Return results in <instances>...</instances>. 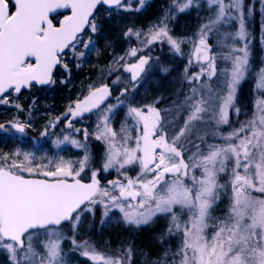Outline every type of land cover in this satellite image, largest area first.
<instances>
[{
  "label": "snow or ice",
  "instance_id": "1",
  "mask_svg": "<svg viewBox=\"0 0 264 264\" xmlns=\"http://www.w3.org/2000/svg\"><path fill=\"white\" fill-rule=\"evenodd\" d=\"M203 3L208 16L194 39L174 38L169 23L199 9L201 0H172L158 22L128 28L129 47L106 72L129 74L119 94L113 96L102 80L90 84L63 117L48 122L41 135L63 119L68 134L56 144L82 149V158L58 155L41 162L35 150L0 152V252L9 264H69L66 243L89 264H133L131 246L104 253L89 240H77L82 218L94 217L97 209L101 225L114 212L137 228L168 217L165 236L176 246L164 248L152 264H264V68L244 119L237 104L239 86L251 71L249 19L256 5L254 0ZM101 5L138 12L145 0H135V7L133 0H0V105L12 103L23 111L10 97L34 84L55 83L57 66L67 69L65 56L84 57L94 44L88 33L98 32ZM259 12L264 17V0ZM210 37H216L215 48ZM154 44H167L178 57H184L182 45H191L183 70L187 91L163 116L159 100L129 102L154 59L149 54ZM111 83H121L120 75ZM86 114L95 117L91 131L76 126ZM26 127L30 121H12L0 124V131L24 135ZM90 138L104 148L98 168L92 166ZM221 202L223 214L216 216Z\"/></svg>",
  "mask_w": 264,
  "mask_h": 264
},
{
  "label": "rangeland",
  "instance_id": "2",
  "mask_svg": "<svg viewBox=\"0 0 264 264\" xmlns=\"http://www.w3.org/2000/svg\"><path fill=\"white\" fill-rule=\"evenodd\" d=\"M171 3L172 0H145V6L138 12L125 11L122 9H116L109 12L100 10L96 15L98 32L96 34H92L90 32L88 33V36L91 37V39L94 41V44L88 51H86L85 56L89 55L92 61L91 64H87V67L83 69L84 72L90 71L92 75L89 79H84L83 82H81V85L77 84L76 92L67 96V104L64 106H59L58 112L64 114L68 106L72 104V102L75 101L78 96L84 94V90L88 85L96 84L101 80L103 82L105 81L104 83H107L108 80L116 74V72H113L111 75H107L106 72L108 67L112 65L114 58L124 55L129 47V42L124 36L125 31L128 28L146 29L149 25L158 22L159 18L163 15L165 10L169 9ZM254 3L256 5V8L259 9V0H254ZM135 6V0H133V7ZM207 16L208 12L206 11L203 0H201V7L199 9L193 8L188 12L176 15L175 19L169 23L170 34L173 35L174 38L178 39H194L200 25L205 22ZM254 17L255 13L249 19V30L251 33H253L252 28L254 25ZM111 26H115L116 30L119 32L116 38L115 45L109 43L110 37H113L110 32L112 31ZM258 33V36H260L261 38V42L259 44L260 53H256L254 56V60H252V52L255 48V35L252 34V40L250 44L251 71L239 86L237 95V104L241 107V112L244 108V113H250L252 111L253 102L258 96L257 90L255 88L256 77L260 69L264 68V42H262L264 33H262L261 28L259 29ZM87 38L88 37L86 36L85 39ZM215 39L216 37L209 38V43L212 44L214 48ZM132 46H136L135 41L132 42ZM152 47L153 50L149 54L154 59L149 62V66H146L145 74L142 75L139 86L136 88L135 92L129 93V102L134 100L136 104H144L153 103L154 101L159 100V103L156 104V107L161 109V114L163 116L165 115L164 110L172 108L173 102L182 99L181 93L187 91V85L184 80V68L183 70H180L176 66H174V63H169V57H173L174 59L178 60H185L186 62L187 54L191 50V45L189 44L181 46L184 57H178L174 55L172 51H170V48L167 44H154ZM107 50L108 55L104 54V51ZM85 56L80 58L79 60L74 59L72 55H68L64 58L63 63L67 65V69L61 67L62 69H60V73L52 87L53 90L58 91V89L60 87L63 88L64 85L72 86L74 84L73 76L71 71L69 70V66H71V63H74L75 61L80 64H84ZM155 58H159V63L156 62ZM182 65L184 67V63ZM162 66L169 68V72L166 74L163 73L161 71ZM113 67H118V65H113ZM117 74L120 75L119 73ZM123 74L128 75V73ZM121 78L122 76L120 75V79ZM243 85L248 88L246 92L248 93L250 91V95L253 96V98L252 96L249 97L251 99L248 98V100L250 101L248 102L247 100V104L245 102L241 104L239 101L240 88ZM111 86L114 88L116 95H118L119 93L117 90L122 88L124 85L121 83L113 85L111 83ZM68 92L69 91H67V93ZM38 95L39 92L37 90L33 89L30 91V95H28L27 100H25L28 101V107H26L23 111L18 110L12 103L8 105H0V124H4V122H6L5 119L7 117L5 116H7L8 113L12 114L14 117H12L13 119H10V121H8L6 124L12 121H20L27 125V122H31V127H26L27 131L24 135L14 132L11 128H8L6 131H0V152L11 153L16 149L29 152L35 150V154L37 155V157H39V160L41 162L45 158L55 159L58 155L62 156L64 159H71L73 161L82 158V149H77L74 146L66 143L57 145L56 141L58 138H60L59 136L48 135L47 138H42L41 133L43 132L45 126L49 121L55 120L59 113L55 115L54 113L51 114L50 111L47 112V106H45L43 102L37 104L36 97ZM50 95L51 93L49 94V96ZM42 99H44V95L42 96ZM33 102L36 103L37 106H32L31 103ZM18 103L23 108L22 102ZM113 103H115V101H113ZM15 110L19 115L24 114L26 119L20 120V117H15ZM123 116L124 109L121 108L117 111L114 125L118 126L120 121L123 119ZM41 118L44 119L41 120ZM241 118H245L244 114L242 113ZM94 121L95 117L92 118L89 125L82 124L81 128H89V131H91L90 126L94 125ZM74 138L81 139L79 135H75ZM92 142L93 139L90 138L87 141V145ZM103 151V145L98 141H94L93 152H91L90 149V153L93 158L92 166L94 168L99 167ZM108 178L112 179L115 177L113 175H109ZM224 208L225 203L221 202L214 215H222ZM168 223L169 218L166 216H161L154 218L153 221L149 225H147L148 227L140 226L139 228H137L135 226L126 225L121 222L119 214L114 212L110 213L109 219L106 220L103 225H101V210L97 209L94 217L92 215L85 214V216L82 218V224L81 226H79L76 232V238L78 241H91L97 249L104 253H112L118 249L122 250L131 246L133 248V264H152V261L148 263L146 260V258H149V254H146L140 259L138 258V256L136 255V251H134L135 249L132 245V242H130L128 239V236L132 231L134 232L144 227L157 228L156 231L162 229L163 236L158 239V242L161 244L162 239L166 241V243L162 244L163 247L161 251L163 253L164 248H174L177 243L175 240H171L170 243H167V241L170 240L169 237L165 236ZM64 229L66 232H69L68 226L64 227ZM116 239L118 240L116 241ZM158 242L154 245V252H158V250H160L156 249V245L158 244ZM64 250L68 256L69 264H89L87 260L81 258L79 255L72 253L70 244L66 243L64 245ZM135 258L137 259L136 263ZM0 264H9L8 256L4 252H0Z\"/></svg>",
  "mask_w": 264,
  "mask_h": 264
},
{
  "label": "trees",
  "instance_id": "3",
  "mask_svg": "<svg viewBox=\"0 0 264 264\" xmlns=\"http://www.w3.org/2000/svg\"><path fill=\"white\" fill-rule=\"evenodd\" d=\"M102 11L109 12V10H105V9H102ZM262 20H264V17L260 16L259 9L256 8L255 17H254V25L252 28V32H253L252 34L255 35V40H254L255 48L252 52V57H253L252 60H254V56L256 53H260L259 44L261 42V38H260V36H258V34H259L258 32H259V29L261 28ZM111 28H112V31H110V32H111L113 37H110L109 43H112L113 45H115L116 38H117V35L119 32L116 30L115 26H111ZM104 54L108 55V50L104 51ZM169 59H170L169 63H174V66H176L178 69L183 70V68L185 67V63H186L185 60H178V59H174L173 57H169ZM84 60H85L84 64H82V63L80 64L77 61H75L74 63L73 62L71 63V66H69V70L71 71L72 76H73V80H74V84L72 86H69V85L65 86L64 85L63 88L60 87L58 89V91L53 90V92L52 91L48 92L46 90H37L39 92V95L36 97L37 104H39L40 102H43L44 105L47 106V108H46L47 112L50 111L51 114L54 113L55 115L57 113H59L58 112L59 106H64L67 104V96H69L70 94H74V92H76L77 84L81 85V82H83L84 79L85 80L89 79L92 75V73L90 71H87V72L83 71V69H85V67H87V64H91L92 59L90 58L89 55L88 56L86 55ZM183 63H184V67L182 65ZM119 74L122 76V78L120 79L121 84L124 85V81L127 80L128 75L123 74V73H119ZM83 75H84V78H83ZM117 75L118 74L116 73L113 77H111L108 80L107 83L109 85H111V81L114 80ZM247 89L248 88H246L244 85L241 86V88H240V94H239L240 100L239 101L241 104H243L244 102L247 104L248 98L252 96V95H250V91L248 93L246 92ZM67 91H69V92L67 93ZM49 93H51L50 98L46 97ZM114 94H115L114 96H116L115 90H114ZM28 95H30V94L25 93V97L23 96L22 98H19V99L18 98H11L10 100H14L16 103L22 102V106H23V110H24L26 107H28V101H25V100H27ZM43 95H44V99H42ZM252 98H253V96H252ZM249 99H251V98H249ZM249 101L250 100H248V102ZM37 104L31 103L32 106H37ZM32 106H31V108H32ZM241 113L244 114V108L242 109ZM9 115H11V116H9ZM17 115H19V114L15 110V117H20L19 118L20 120L26 119L24 114H20L19 116H17ZM5 117H7V118L5 119L6 122H4V124L7 123L8 121H10V119H13L12 117H14V116L12 114L8 113L7 116H5ZM43 119L44 118H41V120H43ZM147 227L141 228V229L134 231V232L132 231L129 234L128 239L130 242H132V245L135 249L134 251H136V255L138 256V258L140 259L141 257H144L146 254H149L150 256H149V258H146V260L148 263H150L151 261L156 260L158 257H160L162 255L161 249L163 246H162V243L160 244L158 242V239H160L163 236V230L159 229L158 231H156L157 228H147ZM117 240L118 239H116V241ZM157 242H158V244L156 245V249L157 250L160 249V250H158V252H154V250H153L154 245ZM137 256H136V258H137ZM136 258H135V263L137 262Z\"/></svg>",
  "mask_w": 264,
  "mask_h": 264
},
{
  "label": "flooded vegetation",
  "instance_id": "4",
  "mask_svg": "<svg viewBox=\"0 0 264 264\" xmlns=\"http://www.w3.org/2000/svg\"><path fill=\"white\" fill-rule=\"evenodd\" d=\"M68 56V55H67ZM66 57V56H65ZM60 69H62L61 67H59V69L57 70V72L55 73V76H54V81H56V79H57V77H58V75H59V71H60ZM53 85H54V83H52L51 85H49V86H47V87H43V88H38V87H32L31 88V90H46V91H48V92H51V91H53V89H52V87H53ZM109 87L112 89V93H113V96L115 95L114 94V88L111 86V85H109ZM31 90H29V91H24L23 93H21L18 97L17 96H15V94L11 97V98H22L23 96L25 97V93H29L30 94V91ZM50 94V93H49ZM49 94L46 96V97H48L49 96ZM50 97V96H49ZM48 97V98H49ZM111 100V99H110ZM63 113H59L58 115H57V117H63V115H62ZM93 118V117H92ZM92 118L91 119H89L88 118V115L86 114V116H85V118H84V121H83V123H77L76 124V126L77 127H81V125L82 124H85V125H89L90 124V121L92 120ZM56 119V118H55ZM74 123H75V121H74ZM6 124V123H5ZM7 125V124H6ZM13 130V129H12ZM14 131V130H13ZM27 131V130H26ZM15 132V131H14ZM68 132H67V130H65L64 129V123H63V119L61 120V122H60V124H58L57 125V127L55 128V129H51L50 131H49V134L48 135H55V136H59L60 138H62V134H67ZM47 135V136H48ZM47 136H42V138H44V137H46L47 138ZM94 141L95 140H93V142L92 143H90V144H88V146H90V147H88L89 148V150L91 149V152H93V149H94ZM91 154V153H90ZM102 183H103V181H102Z\"/></svg>",
  "mask_w": 264,
  "mask_h": 264
},
{
  "label": "water",
  "instance_id": "5",
  "mask_svg": "<svg viewBox=\"0 0 264 264\" xmlns=\"http://www.w3.org/2000/svg\"><path fill=\"white\" fill-rule=\"evenodd\" d=\"M101 7H104V8H107V9H115L114 7H110V6H103V5H101V6H98V10L101 8ZM97 10V11H98ZM63 11H65V10H63ZM58 67H59V65L57 66V68H56V70L54 71V73H53V78H54V75H55V73H56V71H57V69H58ZM50 84H45V85H36V84H34L33 86H37V87H39V88H43V87H47V86H49ZM32 86V87H33ZM31 88H29V89H24V90H22V92H24V91H28V90H30ZM111 97H109V99H110Z\"/></svg>",
  "mask_w": 264,
  "mask_h": 264
}]
</instances>
